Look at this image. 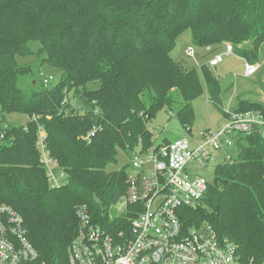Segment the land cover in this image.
I'll return each instance as SVG.
<instances>
[{
    "label": "trees",
    "instance_id": "trees-1",
    "mask_svg": "<svg viewBox=\"0 0 264 264\" xmlns=\"http://www.w3.org/2000/svg\"><path fill=\"white\" fill-rule=\"evenodd\" d=\"M187 31L193 47L203 49L197 56L204 65H198L210 100L226 117L221 81L206 63L228 43L238 56L257 63L264 44V0H15L0 9V204L24 219L38 254L30 264H70L80 206L89 207L99 226L120 230L125 217L112 221L110 215L127 193L130 165L112 173L106 168L117 162L118 149L131 154L154 145L148 125L159 112L172 111L179 102L178 120L192 132L193 102L203 94L200 75L172 56ZM32 42L41 45L42 65L63 71L55 84L23 86L25 78L39 73L36 65L17 61L32 54ZM94 81L99 88L88 90ZM80 89L81 109L68 99ZM249 111L264 113V103L241 95L230 109ZM12 114L29 121L9 124ZM41 128L50 154L68 176L55 189L41 163ZM236 148L234 164L216 167L203 207L184 208L181 218L186 229L213 226L237 245L243 264H263L264 138L241 136ZM130 210L131 205L132 217Z\"/></svg>",
    "mask_w": 264,
    "mask_h": 264
},
{
    "label": "built area",
    "instance_id": "built-area-1",
    "mask_svg": "<svg viewBox=\"0 0 264 264\" xmlns=\"http://www.w3.org/2000/svg\"><path fill=\"white\" fill-rule=\"evenodd\" d=\"M211 51L212 47L206 48V52ZM186 54L196 61L194 47H189ZM233 54V46L226 44L224 53L216 54L209 65L216 67ZM261 69L260 64L247 62L244 75L251 78ZM43 80L48 87L54 79ZM230 109H225L227 115L221 125L205 130L200 141L194 142L186 135L148 149L133 150L127 193L113 206L110 215L112 221L117 216L126 221L119 231L112 232L95 223L87 205L77 208L79 228L70 247V264H243L237 245L221 238L213 226L204 223L186 229L181 218L184 208L203 207L210 183L203 176L192 177L191 165L216 169L232 161L241 136L264 138V113H231ZM95 134L92 131L86 140L91 143ZM0 136L3 138L1 133ZM46 138L41 128V163L55 189L64 185L68 176L50 154ZM129 205L133 208L132 217L127 215ZM37 255L22 216L9 205L0 204V264H30Z\"/></svg>",
    "mask_w": 264,
    "mask_h": 264
},
{
    "label": "rangeland",
    "instance_id": "rangeland-1",
    "mask_svg": "<svg viewBox=\"0 0 264 264\" xmlns=\"http://www.w3.org/2000/svg\"><path fill=\"white\" fill-rule=\"evenodd\" d=\"M13 1L15 0H6L4 2H1L0 9ZM40 47L41 45L39 43L32 42L30 44L32 54L24 57H17V61L20 65H36V69H38L39 72L24 79L23 86L26 89H29L31 86H34V88L36 89H40L43 86L41 84L43 78L52 77L54 79L52 81V84H55L62 76L63 71L61 69L51 67L47 64H41V61L37 54ZM189 47H193V43L191 32L187 31L178 39L177 46L172 52V56L175 61L181 63L182 65L184 64L186 68H196L200 75L203 94L197 97L193 102L195 119L191 127L192 132H188L187 134L182 129V125L180 124L177 116V112L182 107V105L177 102L173 104L172 111L168 108H165L158 113L153 121L149 123L148 127L154 135V144H160L166 139L175 141L178 139L179 135H181L180 137L187 135V137L193 141L194 139L200 141V137L205 130L218 128L223 122V117L218 106L210 100L211 95L209 94V91L203 79L202 70L198 65L200 61L201 64L204 65V60L202 58L200 59V55L198 56L197 61L189 58L186 54V50ZM195 51H197L198 54L204 53L203 49L195 48ZM220 53H224V50L222 49ZM247 62L248 61L234 53L229 57H225L224 62L216 67L210 66L208 62L206 63L207 68L214 74V76L218 77L221 81V103L222 105H224L223 107H226V109L230 108L231 105L234 106L235 104H237V96L239 95H242L243 99L250 102L258 100L259 98H261V96L264 97V44L260 48L256 63L262 66V71L258 72L251 78H246L244 74ZM99 86V83L94 81L88 85L87 89L90 91H96ZM82 91L83 89H80L79 91H72L71 94H68V99L71 101L72 105L79 107L80 109L82 108V105L79 103V101L81 102L80 95ZM150 102L151 100L147 97L145 100L146 105L149 106ZM79 108L76 109V112H79ZM7 119L9 121V124L17 126L24 125L29 121V117H25L20 114L9 115L7 116ZM237 150L238 148L234 150V158L231 162H228L229 164H234V159H236L238 154ZM130 163L131 154H129L125 150L118 149L117 162L115 164L108 165L106 171L108 173L118 172L128 166ZM189 168L192 177L203 176L207 178L211 184L214 183L216 170L213 166L199 167L197 165H191ZM206 207L207 206L205 205L204 208Z\"/></svg>",
    "mask_w": 264,
    "mask_h": 264
},
{
    "label": "crops",
    "instance_id": "crops-1",
    "mask_svg": "<svg viewBox=\"0 0 264 264\" xmlns=\"http://www.w3.org/2000/svg\"><path fill=\"white\" fill-rule=\"evenodd\" d=\"M197 59H198V56H197V58H196V61H197ZM198 62H199V61H198ZM199 66H200V65H199ZM261 71H262V70H261ZM244 76H245V75H244ZM239 96H241V95H239ZM239 96H237V103H238V98H239ZM243 100H245V99H243ZM247 101H248V100H247ZM256 101H259V102L264 103V97L261 96V98H259L258 100H254L253 102H256ZM236 105H237V104H235L234 106L231 105L230 108H234ZM222 106H224V105H222ZM224 108L226 109V107H224ZM222 117H223V116H222ZM184 132H185V131H184ZM185 133H186V132H185ZM183 134H184V133H183ZM180 136H181V135H179L178 139H179V138H182V137H185L186 135H185V136H182V137H180ZM165 141H171V140L166 139ZM195 141H197V140L194 139V142H195Z\"/></svg>",
    "mask_w": 264,
    "mask_h": 264
}]
</instances>
